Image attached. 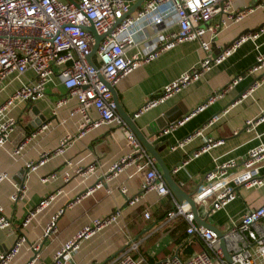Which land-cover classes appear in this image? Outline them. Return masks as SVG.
<instances>
[{
    "label": "built area",
    "instance_id": "1",
    "mask_svg": "<svg viewBox=\"0 0 264 264\" xmlns=\"http://www.w3.org/2000/svg\"><path fill=\"white\" fill-rule=\"evenodd\" d=\"M260 1L258 5L264 6V0ZM130 7L131 0H79L75 3L65 0H0V83L12 75L19 78L27 71L34 75L33 79L21 82L0 103V148L9 140L17 126L18 120L11 115L12 109L19 104L33 103L41 98L46 84L57 70L66 94L56 100L52 112L56 114L57 109L65 105L68 99L75 98L76 105L69 115H80V121L77 133H66L62 136L55 152H64L72 140L81 137L88 129L110 123L123 126L128 151L110 164L105 179L113 178L127 169L131 170L129 177L143 174L141 188L137 194L128 196L124 186L119 188L126 203L133 206L149 192H155L158 196H170L172 206L166 211L164 223L182 216L187 221V240L197 238L201 242V249L186 258L174 254L157 259L152 264H264V201L258 206L248 207L225 232L222 231L225 248L230 257V261H227L216 233L210 228L197 226L190 203L176 200L159 172L155 158L147 152L118 114L110 90L121 78L132 73L140 65L156 59L161 52L170 50L184 41H198L205 53L204 57L196 66L165 84L159 93L151 95L133 113V117L137 118L199 80L211 66L222 63L240 44L249 38L257 37L258 34H242L217 55L211 56L209 38L217 35L229 22L238 21L245 15V10H232V0H145L139 8L129 13ZM215 16L218 17L216 22L204 25ZM117 20L120 21L116 24ZM91 25L98 35L105 34L90 57L92 63L87 59L94 43L93 33L87 29ZM206 36L209 38L206 39ZM94 56L97 60H94ZM261 69L263 73L260 78L254 80L245 90L244 97L252 93L264 79V53L256 56V62L247 71L254 73ZM239 78L235 77L186 116L169 123L160 131V135L173 131L192 115L202 111L213 100L228 92ZM91 109L97 113L96 118L90 116ZM220 117L221 114L214 115L205 125L171 144L170 150L183 147L200 136L203 143L184 158L183 164L209 152L222 141L203 135V131ZM263 119L264 111L257 119L247 121L245 129L249 130ZM51 124V121L42 123L30 137L45 132ZM22 149L23 144H20L14 148L12 154L17 156ZM46 157L47 155L42 153L38 161L26 162L27 172L36 170L45 162ZM263 167L264 143L260 142L247 151L241 162L233 158L216 162L212 169L202 175L203 184L191 195L192 200L195 205L203 201L209 202L213 212L223 209L237 197L238 186L264 185V175L260 174ZM96 170L95 163L83 167L67 160L62 178L66 182L73 177L85 180ZM177 170L178 168L174 167L173 171ZM55 177V174H51L43 178V181ZM7 179V173L0 170V182ZM103 185V180H98L93 187L68 201L66 206H71ZM25 191L22 185H15L10 199L16 201L22 198ZM60 192L56 190L54 194L28 210L21 225L25 227L29 224L53 196ZM64 209L60 208L51 217L43 229L41 239L29 244L32 257L26 264H33L39 255L42 241L56 234V221ZM119 216L120 211L116 210L93 218L55 251L50 264H74L73 254L79 249L82 241L116 222ZM143 216L149 219L150 212L144 211ZM11 225V220L0 203V228H9ZM25 243L26 237L18 235L13 246L0 253V264H8ZM110 264L149 263L138 251V242L130 241Z\"/></svg>",
    "mask_w": 264,
    "mask_h": 264
},
{
    "label": "crops",
    "instance_id": "2",
    "mask_svg": "<svg viewBox=\"0 0 264 264\" xmlns=\"http://www.w3.org/2000/svg\"><path fill=\"white\" fill-rule=\"evenodd\" d=\"M135 1L131 0V6ZM260 3V0H232V10H245V15L238 21L229 22L217 35L211 38L206 36V39L210 40L211 56L217 55L242 34L257 33V37L244 41L222 63L211 66L199 80L187 85L165 102L150 108L137 118L133 117V113L151 95L159 93L165 84L196 66L204 57L205 53L197 40L184 41L170 50L161 52L156 59L140 65L132 73L121 78L115 86L122 110L132 116L136 125L149 135L152 127L160 128L161 131L162 126H166L163 120L165 114L169 118L181 119L235 77H240L228 92L192 115L182 125L165 135L159 133L149 139L156 144L164 164L172 170L174 181L186 193L193 194L198 191L203 184L202 175L212 169L216 162L231 158L241 162L251 147L260 142L264 143V119L249 130L245 129L247 121L257 119L264 111V79L252 93L243 96L251 83L263 73L262 69L254 73L247 71L256 62V56L264 53V6L258 5ZM217 20L218 17L215 16L209 24ZM55 73L46 84L41 98L33 103L19 104L12 109L11 115L18 120L17 126L9 140L0 148V170L8 175L7 180L0 182V203L12 223L9 228H0V253L9 250L18 235L26 237V243L8 264H26L31 259L29 244L41 239L43 229L60 208L65 209L57 218V232L53 237L42 241L39 255L33 264H50L55 251L82 226L93 218L116 210L120 211L117 221L82 241L79 249L73 254L72 263L110 264L130 241L138 242V251L149 264L174 254L186 258L196 252H188L192 243L184 245L188 235L187 221L182 216L164 223L166 211L172 206L170 196H158L155 192H149L133 206L126 203L119 188L124 186L128 196L137 194L141 188L143 174L129 177L131 170L127 169L113 178L105 179L110 164L128 151L123 126L110 123L88 129L81 137L72 140L64 152H55L62 136L66 133H77L80 121V115H69L76 105L75 98L68 99L67 103L53 114L56 100L66 94L58 71ZM33 77V73L27 71L19 78L12 75L1 82L0 103L21 82ZM89 113L92 118L97 117L95 110L91 109ZM216 114H221V117L207 126L203 135L220 139L222 142L209 152L183 164L184 158L203 143V138L195 137L185 146L174 150H170V145L205 125ZM38 118L43 120V124L51 121V126L45 132L26 137L24 128ZM20 144H23L21 153L13 155L12 151ZM42 153L47 155L45 162L36 170L27 172L25 163L38 161ZM67 160L83 167L95 163L97 170L85 180L73 177L66 182L62 174ZM174 167L178 168L175 172ZM157 168L161 173L158 165ZM51 174L56 177L43 181V178ZM260 174L264 175V167ZM98 180H103L102 187L95 188L78 202L66 206L68 201L93 187ZM15 185H22L26 191L22 198L12 201L10 195ZM236 189L237 197L223 209L213 212L207 201L196 205L200 226H203L202 222L205 221L225 232L248 207L258 206L264 201V185H241ZM56 190L61 192L55 194L30 223L23 227L21 224L28 210L33 209ZM144 211L150 212L149 219L143 216ZM194 223L199 225L195 221ZM196 241H199L201 246L200 240L195 238L194 242Z\"/></svg>",
    "mask_w": 264,
    "mask_h": 264
},
{
    "label": "water",
    "instance_id": "3",
    "mask_svg": "<svg viewBox=\"0 0 264 264\" xmlns=\"http://www.w3.org/2000/svg\"><path fill=\"white\" fill-rule=\"evenodd\" d=\"M69 2H72L73 0H68ZM145 0H136L132 6L130 7V10H129V13L133 12L135 9L139 8L142 3L144 2ZM120 20H117L116 21V24L119 22ZM89 31H91L93 33V36H94V43L92 45V48H91V52L90 54L87 56V59L89 62H91V55L96 51L97 47H98V44H99V41L101 40V38L105 35V34H101V35H98L95 31V29L93 28V26H89L87 28ZM258 29V28H257ZM92 63V62H91ZM110 90L112 92V95H113V99H114V102L116 104V110L118 112V114L122 117V119L124 120V122L126 123V125L132 130V132L136 135V137L139 139V141L141 142V144L143 145V147L147 150V152H149L156 160V164L159 166L160 168V171H161V175L163 177V179L165 180L168 188L170 189V191L172 192V194L174 195V197L176 198V200L178 202H182V201H187L188 203H190V206H191V210L193 211L194 213V221L197 222L199 224V221H198V215H197V209H196V205L194 204L193 200H192V194L190 193H186L175 181H174V178L172 177V170L166 166L159 154V151H158V148L156 146V144L152 143L149 139L151 137H154V136H157L159 133H160V128H151V133L149 135H146L137 125L136 123L133 121L132 119V116L126 114L122 108L120 107V104H119V100H118V96H117V92H116V89L115 87H110ZM206 100V99H205ZM204 100V101H205ZM166 118V119H164ZM163 120H164V125H168L169 123L171 122H174L176 119H173V118H169L168 115H164L163 117ZM43 120L41 118H38V119H34V121H32V123L30 124V126H26L24 128L25 130V134H26V137L30 136L34 131L35 129H37L41 124H42ZM160 125V123H159ZM164 128V126H162ZM161 127V128H162ZM246 128V127H245ZM203 224V227H206V228H210L212 229L218 239H219V246L221 247L222 249V252L224 254V257L226 258L227 261H230V257L226 251V248H225V241H224V238H223V235L224 233L219 230L217 227H215L214 225L210 224V223H207V222H202ZM200 225V224H199ZM177 255V254H175Z\"/></svg>",
    "mask_w": 264,
    "mask_h": 264
},
{
    "label": "trees",
    "instance_id": "4",
    "mask_svg": "<svg viewBox=\"0 0 264 264\" xmlns=\"http://www.w3.org/2000/svg\"><path fill=\"white\" fill-rule=\"evenodd\" d=\"M187 243H192V245H190V250L188 251V252H192V251H197V250H200L201 248V246H200V243H199V241L197 242H194V239H192V240H186L185 242H184V245H186ZM190 252V253H191Z\"/></svg>",
    "mask_w": 264,
    "mask_h": 264
},
{
    "label": "rangeland",
    "instance_id": "5",
    "mask_svg": "<svg viewBox=\"0 0 264 264\" xmlns=\"http://www.w3.org/2000/svg\"><path fill=\"white\" fill-rule=\"evenodd\" d=\"M210 21H207L204 23L205 26H207L209 24ZM94 60H97L96 56H94Z\"/></svg>",
    "mask_w": 264,
    "mask_h": 264
}]
</instances>
